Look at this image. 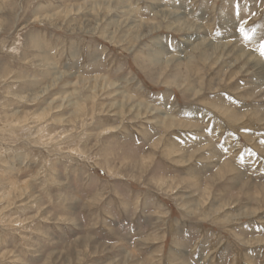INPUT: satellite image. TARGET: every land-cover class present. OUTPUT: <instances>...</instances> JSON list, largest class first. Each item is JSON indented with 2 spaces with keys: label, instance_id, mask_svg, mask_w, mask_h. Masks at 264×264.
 <instances>
[{
  "label": "rangeland",
  "instance_id": "1",
  "mask_svg": "<svg viewBox=\"0 0 264 264\" xmlns=\"http://www.w3.org/2000/svg\"><path fill=\"white\" fill-rule=\"evenodd\" d=\"M0 264H264V0H0Z\"/></svg>",
  "mask_w": 264,
  "mask_h": 264
},
{
  "label": "bare ground",
  "instance_id": "2",
  "mask_svg": "<svg viewBox=\"0 0 264 264\" xmlns=\"http://www.w3.org/2000/svg\"><path fill=\"white\" fill-rule=\"evenodd\" d=\"M170 14H171V13H170ZM173 16H175V15H173ZM177 19H178V18H177ZM179 19H180V18H179ZM147 29H148V28H147ZM179 30H180V29H179ZM231 45H232V44H231ZM231 45H230V46H231ZM240 50H241V49H240ZM245 57H246V56H245ZM259 65H260V64H259ZM258 67H259V66H258ZM261 69H262V68H261ZM130 105H131V104H130Z\"/></svg>",
  "mask_w": 264,
  "mask_h": 264
}]
</instances>
